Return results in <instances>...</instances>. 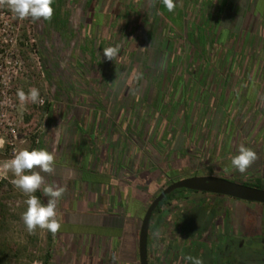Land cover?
<instances>
[{
    "label": "rangeland",
    "instance_id": "obj_1",
    "mask_svg": "<svg viewBox=\"0 0 264 264\" xmlns=\"http://www.w3.org/2000/svg\"><path fill=\"white\" fill-rule=\"evenodd\" d=\"M53 7L50 22L39 20L29 25L28 19L21 21L6 6H0V164L24 148H43L54 154L55 173L43 175L46 183L66 187L58 203L64 233L82 234L89 228L102 234L107 224L114 223L111 217L84 212L90 201L81 188L99 180L98 164L107 157L106 152L100 155V148L111 152L113 145L117 150L124 139L130 176H140L139 184L145 189L154 188L146 193L147 210L167 187L186 178L222 175L243 181L264 177V135L249 133L254 126H264V99L255 108L242 104L237 114H230L238 119V136L216 132L218 119L211 120L205 108L211 103L198 97L188 77L193 73L190 69L198 70L196 65H200L189 52L203 48L205 42L190 41L189 29L177 34L183 40L172 38L167 31L168 26L178 27L184 22L187 9L184 14L178 9L168 12L161 0H54ZM22 38L25 46L20 45ZM109 46H119L115 61L103 55V49ZM33 87L39 89L44 105L19 102L17 90L28 92ZM187 95L197 99H187ZM218 100L225 107L226 99H216L213 108L220 106ZM204 118H209L208 122ZM186 124L191 127L189 133L183 128ZM213 124V130L204 129ZM241 144L258 155L244 174L230 166ZM259 164L260 171L256 170ZM13 178L10 172H0L8 204L0 226V244L9 245L11 264H44L51 233L39 228L35 233L27 231L21 219L27 208L26 197L13 186ZM177 197L162 209L166 223L155 228L161 229L155 231V247L170 238L167 227L172 211L176 212L179 235L190 237L189 241L177 238L175 242L183 258L197 257L203 264H228L229 258L220 255L219 246L211 249L209 242L199 241L209 226L213 228L225 218V207L232 208L238 232L236 242L230 244L231 252L241 259L260 247L258 241L243 239L246 246L240 249L238 242L242 229L260 232L263 206L185 190L178 191ZM135 207L132 204L131 211ZM159 211L153 223L163 222ZM214 230L212 241L213 235H218L217 227ZM58 236L52 238L50 264H60L63 250ZM257 260L254 257L247 264H264Z\"/></svg>",
    "mask_w": 264,
    "mask_h": 264
},
{
    "label": "crops",
    "instance_id": "obj_2",
    "mask_svg": "<svg viewBox=\"0 0 264 264\" xmlns=\"http://www.w3.org/2000/svg\"><path fill=\"white\" fill-rule=\"evenodd\" d=\"M175 2L176 9L181 10V13H186L187 9V18L181 24L178 23V27L168 26V33H171L172 38L183 40L177 34L189 29L190 41L198 39L205 42L203 48H193L189 52L193 55L194 62L200 63L199 66L196 65L198 70L190 69L193 73L188 76L189 82L194 83L199 98L211 103V106L205 108L209 109L211 120L218 119L216 132L221 136H238L241 131L237 125L238 119L231 118L230 114H237L242 104L255 108L264 99V0ZM190 23L193 24L192 27ZM180 81L179 86L183 87L184 81ZM189 96L187 95V99H197L195 95ZM216 99H226L225 107L218 100L220 106L213 108ZM209 118L204 120L208 122ZM185 126L183 128L189 133L190 125ZM204 129L213 130L214 124L213 127ZM249 133L264 135L263 124L252 127ZM125 143L124 139L117 150L111 145V152L105 151L104 147L100 148V155L106 152L107 157L106 160L102 158L103 162L98 164L96 172L99 180L90 181L86 189L81 188L91 203L86 204L84 212L103 218L111 217L114 223L104 226L106 229L102 234H96L89 228L82 234L64 233L61 228L58 232L59 244L63 250L60 264H140V234L148 211L146 193H151L154 188L147 190L144 185L139 184L142 181L140 176L133 179L130 176L129 152ZM132 204L136 207L131 211ZM173 216L172 214L168 231L173 235L172 239L161 245L172 260L179 250L173 241V237L179 232L176 222L172 221ZM158 223L152 222L150 229L151 246L154 248H158L153 243L155 231L161 230H155ZM149 261L151 264H159L154 250H151Z\"/></svg>",
    "mask_w": 264,
    "mask_h": 264
},
{
    "label": "clouds",
    "instance_id": "obj_3",
    "mask_svg": "<svg viewBox=\"0 0 264 264\" xmlns=\"http://www.w3.org/2000/svg\"><path fill=\"white\" fill-rule=\"evenodd\" d=\"M168 12L175 11V0H161ZM54 0H0V6H6L19 20L30 19L32 22L44 20L50 22L54 16ZM120 52L119 46H109L103 49V55L107 60L115 61ZM17 98L20 103L42 104L38 88H30L28 92L17 90ZM258 159L257 153L245 145L238 147L237 154L231 157L230 166L241 174L247 172ZM55 156L46 149H21L10 160L0 164V172L13 175L12 184L25 197L26 210L21 219L29 233H35L36 229L47 230L55 236L62 228L63 218L58 211V203L66 192V187L56 184H48L45 175L55 173ZM225 171H228L226 168ZM42 191L47 197L46 203L35 195ZM184 259L191 264H203V260L197 257L187 256Z\"/></svg>",
    "mask_w": 264,
    "mask_h": 264
},
{
    "label": "flooded vegetation",
    "instance_id": "obj_4",
    "mask_svg": "<svg viewBox=\"0 0 264 264\" xmlns=\"http://www.w3.org/2000/svg\"><path fill=\"white\" fill-rule=\"evenodd\" d=\"M259 166H260V164L257 166L256 170L260 171ZM217 177L224 178L226 180H229V181H232V182H236V183H240V184H243L245 186L253 187V188H256V189H264V177L256 176V177H251L252 179L243 180V181H239L236 178H234L233 176H230V177H233L234 180L229 179V178H225L222 175H219ZM189 193L213 194V193H205V192H189ZM216 195H218V194H216ZM220 196H223V195H220ZM234 199L235 200H239V201H235L237 203H245V204L252 205L248 201H244V200H240V199H236V198H234ZM251 203H256V205H260V206L264 207V204H261V203H257V202H251ZM170 204H172V202ZM162 209H163V207L159 211V213H160L159 218H162L163 222L162 223H158L159 227H164L165 226L164 223H166V221H165L166 212H163ZM224 210L226 211L225 218L223 217V218H221V220H219L217 222V224L215 223L216 226H215V224L213 225V228L216 229V227H217V230H218V235L217 236L215 234L213 235L214 241L211 240L212 239L211 233L212 232L214 233L215 230L212 227H210V226L208 227L207 230L204 231V233L201 234V238H200L199 241L209 242V244L211 246V249H213L215 246H217V247L219 246L218 252H220V255L224 256L226 258H229L228 264H247V262H249L254 257L258 259L257 261H260L261 263H264V225L261 224L260 232L257 231L255 233H253L252 230H250L249 228H246V230L242 229L241 231H239V233L240 232L242 233L241 234V238H240L242 241L240 240L238 242V244L240 246L239 247L240 249H245V246H246V244L243 241V239H251V240L253 239V240H255V242L258 241V243L260 244L259 248L256 247L255 249H252L249 252L248 255H245V257H242L243 259L242 258L240 259V256L238 254L235 255L234 253L231 252V245H230V244H233V243L236 242V237L238 236L237 235L238 232L235 231L234 212H233L232 208H230V207L229 208H226V207L222 208V211H224ZM172 214L174 215L173 216L174 217L173 221L177 222L176 212L174 213V212L171 211V215ZM247 225L248 224L245 221L244 222V226L247 227ZM177 227H178V229L180 231L179 225H177ZM221 230H222V232H221ZM192 233H194V232H192ZM194 234L192 236L193 238H194ZM183 235L184 234H182V235L180 234L179 235V232H177L175 234V237H173V239H174L173 241H175V242H178V241H180V242L189 241L190 237L188 239L187 237H184ZM168 236L170 238H168L165 241V244H166V242H170L171 241L173 235L171 236V234L168 232ZM150 237L151 236L149 235V251H150L149 255H151V250L152 251L154 250V255L156 256L157 260H159V263H160V261H163L164 262L163 264H175L178 261L180 263H183V264L185 263L186 260L182 257V253H180V250H178V253L175 255V258H173V260H172L170 258V256L167 254V250L166 249L161 248V246L158 247V248H154L153 246H151ZM177 238H178V241H177ZM220 246H222V248Z\"/></svg>",
    "mask_w": 264,
    "mask_h": 264
},
{
    "label": "water",
    "instance_id": "obj_5",
    "mask_svg": "<svg viewBox=\"0 0 264 264\" xmlns=\"http://www.w3.org/2000/svg\"><path fill=\"white\" fill-rule=\"evenodd\" d=\"M177 189L213 193L248 202L264 204V189H256L217 176H196L175 182L166 188L151 204L143 220L140 234V264L149 262V235L154 212L164 198Z\"/></svg>",
    "mask_w": 264,
    "mask_h": 264
},
{
    "label": "trees",
    "instance_id": "obj_6",
    "mask_svg": "<svg viewBox=\"0 0 264 264\" xmlns=\"http://www.w3.org/2000/svg\"><path fill=\"white\" fill-rule=\"evenodd\" d=\"M27 23L29 25H31L33 22L28 19ZM26 32H28L27 29H25ZM28 34H25L24 37L26 36V38L28 37L27 36ZM23 38L21 39L20 41V45L21 46H25V43H23ZM0 44H1V40H0ZM35 49L36 48V45H34ZM3 53L2 50H0V56L1 54ZM46 109L48 110L49 109V105H46ZM5 182L2 184H0V226L4 223L5 221V218H6V215H7V209H8V204H7V200L4 199L5 197ZM180 190H185L186 192H196V191H191V190H187V189H177V190H174L173 192H171L170 194H168L164 200L158 205V207L156 208L155 212L161 210L162 207L166 206V205H169L170 202L174 201V200H177L178 197L175 199L176 195H177V192L180 191ZM43 203H46L47 201V197L44 196L43 192L42 191H38L37 193H35ZM154 212V214H155ZM154 217V215H153ZM151 224H152V221H151ZM52 238H53V235L51 234L49 236V250L47 251L46 253V256H45V260H44V264H50V261L53 257L52 255V248H51V244H52ZM10 247L8 244H0V264H11L9 258H10Z\"/></svg>",
    "mask_w": 264,
    "mask_h": 264
},
{
    "label": "built area",
    "instance_id": "obj_7",
    "mask_svg": "<svg viewBox=\"0 0 264 264\" xmlns=\"http://www.w3.org/2000/svg\"><path fill=\"white\" fill-rule=\"evenodd\" d=\"M3 54V53H2ZM2 54H1V56H0V58L2 57ZM1 67V66H0ZM44 101V100H43ZM45 104V101L42 103V105H44ZM2 183V181L0 180V184Z\"/></svg>",
    "mask_w": 264,
    "mask_h": 264
}]
</instances>
